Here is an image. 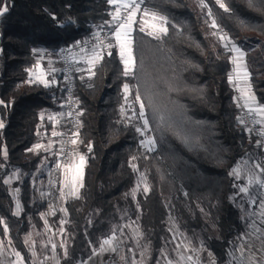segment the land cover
Returning a JSON list of instances; mask_svg holds the SVG:
<instances>
[{
  "label": "trees",
  "instance_id": "16d2710c",
  "mask_svg": "<svg viewBox=\"0 0 264 264\" xmlns=\"http://www.w3.org/2000/svg\"><path fill=\"white\" fill-rule=\"evenodd\" d=\"M222 2L229 11L216 0H143L142 9L166 17L167 32H141L137 16L131 33L135 66L127 76L113 38L111 47L99 49L102 59L89 73L75 62L73 151L85 164L83 186L65 202L67 248L61 264L88 257L109 236L120 211L138 221L152 261L170 238L169 215L190 235L202 234L215 264H226L240 243L245 225L232 200L237 185L232 169L247 155L263 156L264 148L238 124L231 53L214 32L244 51L252 92L264 107V0ZM114 9L109 0H0V236L23 264H32L27 216L40 224L38 214L49 213L58 198L53 169L49 195L34 194L33 171L45 158L54 160L46 148L35 146L69 131L57 51L110 26ZM39 62L55 68L47 87L27 83ZM125 84L134 109L144 105L152 151L142 149L136 123L122 116ZM132 161L148 185L135 202L127 197L135 180ZM14 170L20 176L13 183L20 188L19 215L5 183ZM60 217L58 211L52 216L56 227Z\"/></svg>",
  "mask_w": 264,
  "mask_h": 264
},
{
  "label": "rangeland",
  "instance_id": "374dc122",
  "mask_svg": "<svg viewBox=\"0 0 264 264\" xmlns=\"http://www.w3.org/2000/svg\"><path fill=\"white\" fill-rule=\"evenodd\" d=\"M111 5L115 7L112 15V18L114 20V13L118 5H114V4ZM143 10L144 9L140 7V10L136 11L135 22L137 20L138 15L140 16V22H141ZM130 11H132V9H128V12ZM128 12L126 13V18L123 23L126 22ZM133 25L134 23L132 24V30H133ZM117 27L118 26H116L115 31ZM115 31L113 35V40L118 48V53L120 56V48L116 40ZM214 35L216 36L218 41L222 45H224L231 53L230 62L232 68L230 75L232 79L230 80V82L232 83V86L235 87L236 90L238 91V96L242 101L243 105L245 106L246 109H248V107L251 106L252 103L249 102L248 104H246L247 96L254 94L252 92V88L249 81V72L246 66V61H242L240 65V70L237 71V65L234 64L232 60V57L237 56V53L232 51L233 46L239 48L243 53L244 51L235 43H233L228 37L225 40L219 39V36L225 35L221 31L219 30L215 31ZM91 50L93 51L96 50L97 52H99V48L97 47ZM91 50L83 52L78 56L86 54ZM99 54L101 55V52H99ZM85 57L86 58L84 57L81 58H84V61L90 60L92 58V57L87 58V56ZM93 65L94 64H90L89 62L86 63V65L84 66L85 72L89 73ZM244 68L247 69V73H248L247 80L244 79ZM54 71L55 68L53 66L49 64H43V62H39L37 66L34 69H32V72L36 74L43 73L44 78L47 80L49 74H52ZM29 79H35V77L32 75V73H30V71H29ZM128 95H129V91L128 93H125V101L122 106V112H121L122 116L125 117L127 121H134L136 123L141 138L140 144L142 149L145 151H152L155 147V143L152 135L149 132L148 125L145 124L146 119L144 117V110H142L143 111L142 115H141L140 105H139V109L135 110L129 100ZM254 114H257V112H255ZM62 137L63 136L61 135L59 138L62 139ZM60 139L45 143L46 145L41 144L42 147L40 148H44V149L46 148L45 150H48L49 153L53 155L54 160L45 158L43 162H41L38 165L37 169L33 171L30 177V184L34 190V194L40 198L42 197V195L48 196L50 193V188L48 187V185L51 176V170L52 169L57 170L59 174L58 198L55 200L53 208L50 210V212L49 209L51 208V206L49 203H47V208L49 213H46L43 210L38 214L40 221V224L38 225L36 224L35 219L31 217V215L27 216L29 228L27 233L25 234V243L28 246L32 264H61V259L63 257V254L66 252V248H67L66 247L67 240L66 238H64L63 235L64 232L63 224L65 223L67 218L65 202L68 198L77 196L80 190V186H79L81 182L79 177V169L81 165L80 157H84V156H81L77 154L75 151H73L74 144L72 143V141L73 140L76 141L77 138L75 137L74 139L71 140V144H70L71 154L64 159L60 158L62 151L60 145ZM251 157L252 156L247 155L241 160H239L238 163L236 164V166L239 164V162H242L243 164V167L241 166H238V168L236 167L237 168L236 178L238 179L242 177L244 181L245 180L247 181V183L249 182V174H253L254 176H255L254 173L261 175V169L260 167H257V165H259V163L261 162L260 160L262 159V157H264V154L263 156L257 155L256 157H253V159ZM262 162L264 167V160H262ZM84 164H85V157L82 166V178H83ZM131 166L135 171V180L133 187L130 189L129 193L127 194V197L130 198L133 202H135L137 196L140 193H146L148 191V190L145 191V187H147L148 189V185L146 183V178L143 172L138 169L136 163L132 161ZM251 168L255 170L252 171L250 170ZM247 172L250 173L248 174ZM241 173H244L245 175L240 176ZM19 178L20 176L18 170L12 171L5 178V183L9 187V192L13 198L14 204H16L17 202L19 203L20 188L18 187L14 188L13 183L19 180ZM73 178L76 179L75 187H73L72 184ZM43 185L46 186V188L43 187ZM249 186L247 187L249 188ZM256 191H258L257 193H260L258 188L256 189ZM74 192H76L77 194H73ZM46 198L48 199V197ZM253 200L255 201L256 204L260 205L258 209L260 212L259 216L262 218L261 220L262 228H259L260 230L258 235L249 234L248 236H245V243L243 244V246H239V250H241L243 254L241 253V251L239 253L236 251L232 257L233 264H260L257 258L259 259L264 258V215H262V213H264V195L260 194L259 197L255 195ZM56 211L60 212L61 214L58 227H56L52 221V216ZM240 211L243 217L248 215V210L246 209L245 206L243 207L242 205H240ZM167 225H168V230L170 232V238L163 244L162 248H160L156 259L152 261L150 247L146 242L142 240L138 221L132 219L125 211L122 212L120 211L118 212L117 220L114 221L112 224L111 232L109 236L102 239L100 241L99 246L97 248H93L88 257L80 261H77L75 264H104L107 260H113L115 264H215L213 255L205 248V240L203 239L202 234L200 232H196L190 235L189 233H187V231H185L179 226L176 219L172 215H169V217L167 218ZM109 238H112V244L105 246L108 250L101 251V245L103 241ZM4 242L6 244L5 245L6 249L10 253H12V250L14 251V249L9 244L8 239L5 240ZM252 248L258 251V253L255 254L256 257L253 254H251ZM205 250L207 251L206 255H205ZM244 250L247 252L244 253ZM201 252H204L202 256H201ZM5 264H8V262H6Z\"/></svg>",
  "mask_w": 264,
  "mask_h": 264
},
{
  "label": "built area",
  "instance_id": "2783aa9c",
  "mask_svg": "<svg viewBox=\"0 0 264 264\" xmlns=\"http://www.w3.org/2000/svg\"><path fill=\"white\" fill-rule=\"evenodd\" d=\"M128 9H121V15L119 19H114L113 23L107 28L96 31L91 36L84 38L82 40H77L69 45L61 46L57 51V59L60 64V75L62 84L65 90V105H66V118L68 123V133L60 139V145L62 148L60 158H67L71 154L70 144L71 140L75 138V129L77 125V110L76 101L73 96V66L76 62V58L79 54L91 50L95 47L105 48L108 47L110 39L113 38L116 26L123 23L126 18V13ZM102 42V43H101ZM233 97L240 108L238 115V124L243 128L248 134L254 136L258 142L261 144V149L264 148V123L257 116V114L249 113L248 109L245 108L242 101L238 96V91L233 87ZM243 121V122H241ZM59 174L57 170H54V177L52 179V184L55 193L58 192ZM51 205V200L49 201ZM5 264V263H0ZM104 264H115L113 260H107Z\"/></svg>",
  "mask_w": 264,
  "mask_h": 264
},
{
  "label": "snow or ice",
  "instance_id": "6c2138e0",
  "mask_svg": "<svg viewBox=\"0 0 264 264\" xmlns=\"http://www.w3.org/2000/svg\"><path fill=\"white\" fill-rule=\"evenodd\" d=\"M143 2V0H109V3L114 4V5H118L116 8V11L114 13V19H119L120 15H121V9H132V11L128 12V16L126 19L125 23H121L118 25L116 31H115V36H116V40L117 43L119 44V48H120V57L123 60V63L125 65V70H124V75H129L132 72V68L135 66V60L132 54V47H131V30H132V24L135 23V13L136 11L140 10L141 7V3ZM216 2L219 4V6L221 8H223L225 11H229L228 7L222 2V0H216ZM2 11H7V8H4ZM147 18V19H145ZM167 22L166 17L160 16L158 13L155 12H151L148 9H144L143 10V15L141 17V27H140V31L144 32L147 30L148 35L151 36H158L161 33H166L167 32V28L163 27L162 25L165 24ZM212 24L214 27H218L216 25L215 20L212 21ZM219 39L221 40H225L227 39L226 35L223 36H219ZM102 43V42H101ZM108 47H111V45H108ZM232 51L237 53V56L232 57L233 63L237 65V71L240 70V65L242 63L243 60V56L244 53L237 47L233 46ZM111 54V53H109ZM100 59H102L101 55L99 53H95L93 55V57L89 60L90 64H95L96 62H98ZM30 73H32V75L35 77V79H29L27 81V83L31 84V83H35V82H40L42 84H44L46 87L49 85V81L47 79L44 78L43 73L40 74H36L34 72H32V70H29ZM248 77V73H247V69L244 68V79L247 80ZM229 79L231 80L232 77L231 75L229 76ZM124 91L125 93H128L129 91V86L127 84L124 85ZM139 96H137V100H139ZM249 102L251 103H255V97L254 95H248L247 96V100H246V104H248ZM0 103H3L2 101H0ZM141 107V115L143 114V103L141 102L140 104ZM248 111L249 113H255L258 112L261 115H264V107H259V108H252L251 106L248 107ZM243 122V121H241ZM145 124H147V121H145ZM0 127H3V124L0 123ZM55 134V133H54ZM73 144L76 143L75 140L72 141ZM42 147L41 145H36L35 148H40ZM33 149H29V151H32ZM81 160V165H80V169H79V177H80V187H82V166L84 163V157H80ZM257 167H259V165H257ZM233 175L237 174V170L234 169L233 170ZM72 184L73 187H75L76 184V179L73 178L72 180ZM147 187H145V191H147ZM241 191H247V189H241ZM78 192V189H77ZM73 194H77L76 192H74ZM262 215H264V213H262ZM112 244V238L106 239L103 241L102 245H101V251H106L108 250L105 246L106 245H111ZM114 250V249H112Z\"/></svg>",
  "mask_w": 264,
  "mask_h": 264
},
{
  "label": "crops",
  "instance_id": "0c3cea01",
  "mask_svg": "<svg viewBox=\"0 0 264 264\" xmlns=\"http://www.w3.org/2000/svg\"><path fill=\"white\" fill-rule=\"evenodd\" d=\"M95 53H99L97 52L96 50L93 51H89L88 53L86 54H83L85 56H87V58L89 57H93V55ZM83 55H80L76 58V63H80V68L84 69V66L86 65V63L89 62V60H85L84 61V58H86L85 56ZM81 57H84V58H81ZM245 54L243 56V60L242 61H245ZM255 101H256V98H255ZM252 108H259L261 106H259L257 104V101L255 103H252L251 105ZM258 117L262 120V122L264 123V115H261L260 113H258ZM44 145H46L45 143H43ZM43 145V146H44ZM253 159V156L251 157ZM262 160H264V157H262V159L260 160L261 162L259 163V167L261 169V175L260 174H255V176L253 174H249V185L247 183V181L243 180V178H236L237 174L233 175V177L235 178L236 180V192L234 193V195L232 196V200L233 202L235 203V205L237 206L239 212H240V220L243 222V224L245 225V231L243 233H241V241L240 243L237 245V247L232 251L231 255H230V258L229 260L227 261L226 264H233V254L237 251L238 253L241 251L239 250V246H243V244L245 243V236H248L249 234L250 235H255V234H259V228H262V218L259 216V207L260 205L256 204L255 201L253 200L254 196L256 195L257 197L260 196V194H263L264 195V167H263V162ZM238 166H241L243 167V164L242 162H239V164L236 166H234L233 169H236L238 168ZM237 167V168H236ZM232 169V171H233ZM249 169V168H248ZM252 171H254L255 169H250ZM233 173V172H232ZM245 175L244 173H241L240 176H243ZM249 186V188L247 186ZM14 187V186H13ZM16 188V187H14ZM259 189V192L260 193H257L258 191H256V189ZM241 189H247V191H241ZM252 189V190H251ZM240 205H242L243 207L245 206L246 209L248 210V215L246 216H242L241 215V211H240ZM21 203L19 201V203L17 202L16 204H14V213L19 215L20 212H21ZM5 240L2 239V237L0 236V263H6L8 262V264H21L23 261L21 259V257L19 256V254H17L15 252V250L13 251L12 250V253H10L6 247H5ZM15 252V253H14ZM247 252L244 250V253ZM204 252H201V256L203 255ZM207 251L205 250V255H206ZM241 253L243 254V252L241 251ZM256 253H258L257 250H255L254 248H252V253L255 257H256ZM259 263L262 264L264 263V258L263 259H259ZM23 264V263H22Z\"/></svg>",
  "mask_w": 264,
  "mask_h": 264
}]
</instances>
